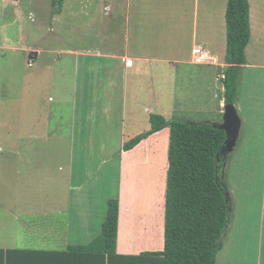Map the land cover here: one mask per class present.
Masks as SVG:
<instances>
[{"label":"rangeland","instance_id":"374dc122","mask_svg":"<svg viewBox=\"0 0 264 264\" xmlns=\"http://www.w3.org/2000/svg\"><path fill=\"white\" fill-rule=\"evenodd\" d=\"M124 11L125 0H0V245H17L14 243H18L20 234L23 243L32 242L33 230L23 224L32 226L38 215L22 218L20 211H24L21 215L38 212L41 205L49 202L63 206L68 165L73 157V170L77 173L79 169L96 172V161L102 164L103 158H111L97 179L100 181L103 174L113 171L109 182L115 183L119 191L122 175L121 224H145L148 220L142 214L135 215L134 210L143 208L147 215L160 208L159 197L165 185L158 181L159 169L166 163L168 137L162 129L115 157L113 149L120 148L118 139L130 140L148 130V116L153 111L167 120L221 121L223 107H218V98H210V80L201 76L192 79L185 69L189 63L183 62L175 66L162 63L161 67L158 62L145 65L128 59L122 121L116 103L111 104L109 112L88 113L87 108L91 110L94 102L87 107V94L82 99V91L76 92L74 85L81 87L82 80L91 78L90 67L94 68L95 85L97 62L104 68L111 63L106 58L67 55L62 50L93 52L111 44L114 50L124 51ZM106 22V26L115 29L108 34L111 39L103 41ZM95 30L100 36H95ZM260 43L256 52L249 55L256 66L264 64V42ZM33 47L40 49L38 57ZM76 58L77 74L73 63ZM99 71L101 77V68ZM234 105L241 127L235 149L227 155L223 169L230 211L216 260L219 264H264L263 67H243ZM99 121L100 129L94 128ZM81 122L84 129L79 127ZM72 125L79 129L73 130ZM86 126L93 131H89V136L80 135L88 130ZM32 147L40 150L28 152ZM82 154L90 156L87 164L76 162L77 155ZM150 178L156 179V184ZM55 218L59 222V216ZM155 226L156 221L145 227ZM158 243L157 238L153 246ZM134 245L140 247L138 242Z\"/></svg>","mask_w":264,"mask_h":264},{"label":"crops","instance_id":"0c3cea01","mask_svg":"<svg viewBox=\"0 0 264 264\" xmlns=\"http://www.w3.org/2000/svg\"><path fill=\"white\" fill-rule=\"evenodd\" d=\"M226 3L227 0H218L217 3L213 0H125L124 24L126 28L123 46L124 51L118 52L114 50L111 44L107 46V48H100L93 52L62 50V53L67 55L78 56L81 54L83 56H97L95 58H106V60L108 59L107 61L111 63L110 67L107 65L106 68H104L100 62H97L95 85H93L94 74L92 73L94 68L92 67L89 68L91 78L88 80L83 78L84 80H82L81 87L80 84L78 86L74 85L76 92L79 90L82 91V99L84 95L86 96L87 94V107L90 108L91 102H94V109L92 108L90 110L87 108L88 113L102 114L109 112L111 104L116 103L117 106L119 105L122 121L126 75L129 69L128 66H126V61L128 59L137 62H145V65L158 62V64H161V67H163L162 63H171L174 64V66L180 64V62L189 63V67L186 65L187 68L185 69L188 70L190 76H192L191 78H199L200 76L206 79L208 78L210 81H207L209 82L207 86H209V89H213V91H210V98L212 100L218 98V107H223L224 88L222 81L219 80L217 76L221 73L224 74V70L228 66V63L224 60L226 50ZM108 22L105 23V26L107 24L109 25ZM249 23L251 34L250 40L245 48L247 63L243 67L264 68V64L256 66L255 63H251L249 56L256 52L255 50L261 45L260 42H264V0H249ZM103 28L104 35L101 33V35H103V41H105L106 38L110 40L111 38L108 34L115 28L113 26H106ZM97 35L100 36L98 30H95V36L97 37ZM254 36H256V42L253 44ZM197 46H201L204 52L212 57L210 63H202L194 58L193 52ZM33 50L36 51L38 57L40 49L33 47ZM78 61L79 58L73 60L76 74L79 71ZM100 68L102 72L101 77L98 76ZM177 71L179 72V69ZM85 89H88V93H85ZM76 92L75 97L79 98ZM162 96L164 98V95ZM119 98L120 102L118 104L117 100ZM51 100V102H53L55 99ZM61 100L62 99H60V101ZM45 112L48 113V110H45ZM148 112H150V110H148ZM151 113L157 112L153 111ZM164 118L166 119L165 116ZM46 119L47 118L44 120ZM99 124L100 121L97 125H94V128L96 126V129H98L100 126ZM79 127H83L84 129V123L81 122ZM79 127L72 125L73 130L79 129ZM87 128L88 130L80 135L89 136V131H93V129H91L90 126ZM121 129L122 126L120 125V133ZM163 129L166 131L168 137V128L166 127ZM155 133L151 135L153 136ZM95 135L97 136L99 134L97 133ZM125 141V138L123 142L122 139L120 141L118 139L117 144L119 143L120 148L115 147L113 149L115 157L118 153L126 151L123 149ZM39 150L40 148L32 147L29 148L28 152H38ZM77 156L76 162L79 161L82 164H87L91 159L90 156L84 154ZM103 160L105 161H103L102 164L96 161L97 165L93 166V171L95 167L98 168L96 172L90 170L86 173L85 169H79L77 173L76 170H73L75 165V157H73L70 165H68L69 181L67 182V192L65 191V201L61 202L63 206L52 205L49 202V205H41L38 212L33 210L30 211V214L25 213L23 215L21 214L24 211L19 212L22 218L26 215L30 217L38 215V217H36L37 220L32 222V226L26 223L23 224L27 230L29 228L33 230V235L30 237L32 242L23 243V234H20L18 243H14L17 245H9L7 243L1 244L0 249L10 250V257L7 260H32L30 263L15 262L14 264H87L85 262H74V260H98L99 257L95 254L97 250L92 249L91 245L101 231V226L106 217L107 201L109 199H117L119 202L114 251L123 255L162 252L164 249L165 191L163 193L161 191L159 197L161 201L160 208L154 210L153 213L150 212L146 215L143 208H140L142 210H134L135 215L142 214L146 220H148L145 224L138 226L129 223V221H123V224H121L120 199L122 175H120L119 191L115 183L111 184L109 182L110 175L113 176V171H109L106 175L103 174L104 178L99 181L97 179L99 172L104 165L111 161V158L108 160L103 158ZM155 160L157 159L155 158ZM160 172L161 175H159L158 181L161 185H165L166 190L167 158L165 165L159 169V173ZM150 179L154 181L153 184H156V179ZM98 183H100V185H97ZM102 201H104L103 211ZM133 208L134 205L131 209ZM103 212H105V215ZM57 216L60 218L59 222L55 218ZM155 221L156 226L152 227L153 230L149 227H145L148 222ZM155 232H157V235ZM157 238L159 243L153 246ZM135 242L140 243V247H135ZM47 260L66 261L49 262Z\"/></svg>","mask_w":264,"mask_h":264},{"label":"trees","instance_id":"16d2710c","mask_svg":"<svg viewBox=\"0 0 264 264\" xmlns=\"http://www.w3.org/2000/svg\"><path fill=\"white\" fill-rule=\"evenodd\" d=\"M62 2V0H60ZM55 3V2H54ZM228 66L221 79L225 104L239 97L242 67L247 63L245 48L250 40L249 0H227L225 9ZM150 128L126 140L124 150L142 139L168 128V153L164 207V249L160 253L123 255L115 252L119 202L107 201L106 217L92 243L98 260H74L87 264H219L217 252L228 218L230 199L221 178L222 157L215 155L225 138L224 132L209 122L190 123L166 120L151 113ZM89 245V246H90ZM87 248V247H85ZM18 251V250H16ZM10 250L0 249V264L30 263L32 260H7ZM66 261V260H47Z\"/></svg>","mask_w":264,"mask_h":264},{"label":"water","instance_id":"95a60500","mask_svg":"<svg viewBox=\"0 0 264 264\" xmlns=\"http://www.w3.org/2000/svg\"><path fill=\"white\" fill-rule=\"evenodd\" d=\"M36 54V51H33ZM32 54H29V58H32ZM208 122V121H207ZM197 123V122H190ZM213 127L218 128L224 132L225 138L221 147L215 155V161L217 162L219 156L222 157V169H221V178H223V169L225 166L226 157L229 153H231L236 144L239 137L240 127H241V119L238 115L237 108L234 104H224L222 111V118L219 122H209ZM228 196V192L225 193ZM228 211H230V206L228 205ZM228 219V218H227ZM226 226V224H225Z\"/></svg>","mask_w":264,"mask_h":264},{"label":"built area","instance_id":"2783aa9c","mask_svg":"<svg viewBox=\"0 0 264 264\" xmlns=\"http://www.w3.org/2000/svg\"><path fill=\"white\" fill-rule=\"evenodd\" d=\"M195 54H196V57H197V60H204V61H210V57L209 56H206L204 53H203V50L201 47H197L195 49ZM203 55V56H202ZM223 77V75H222Z\"/></svg>","mask_w":264,"mask_h":264},{"label":"clouds","instance_id":"9594fccd","mask_svg":"<svg viewBox=\"0 0 264 264\" xmlns=\"http://www.w3.org/2000/svg\"><path fill=\"white\" fill-rule=\"evenodd\" d=\"M197 47H201V46H197ZM196 47V48H197ZM195 48V49H196ZM195 49H194V52H193V55H194V57L196 56V54H195ZM202 50H203V53L206 55V56H208L205 52H204V49L202 48ZM35 51V50H34ZM210 57V56H209ZM29 60V59H28ZM198 61H200V60H198ZM210 61H212V57H210ZM209 63V62H208ZM222 75H223V77H224V74L223 73H221L217 78H219V80H221L223 77H222ZM223 88H224V85H223ZM224 90V89H223ZM225 104V103H224ZM224 106V105H223ZM167 120V119H166ZM197 123H200V122H197ZM235 149V148H234ZM222 163V162H221ZM221 166H222V164H221Z\"/></svg>","mask_w":264,"mask_h":264}]
</instances>
